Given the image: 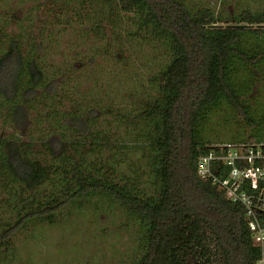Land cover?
Instances as JSON below:
<instances>
[{
    "label": "trees",
    "instance_id": "obj_1",
    "mask_svg": "<svg viewBox=\"0 0 264 264\" xmlns=\"http://www.w3.org/2000/svg\"><path fill=\"white\" fill-rule=\"evenodd\" d=\"M104 1L109 2L95 3ZM110 1H116L125 14L140 15L139 26L150 27L167 41L172 53L156 79L159 96L139 116L154 129L145 134L146 140L137 135L135 144L141 139L144 145L156 194L144 197L105 179L104 173L94 175L83 165L72 166L74 160L67 154L73 139L97 137L95 112L89 110L85 118L80 111L55 110L63 91L46 74L45 48L31 32H10L0 21V110L5 112V123L19 131L31 112L46 111V119H54L52 126L59 131L57 136L44 137L43 152L21 140H0V180L21 186L19 199L26 191L33 195L29 205L20 206L14 225L0 233V249L29 223L56 224L61 210L103 197L145 224V252L137 264H256L260 250L244 207L201 177L198 167L215 145L202 138V125L221 106L238 112L256 132L249 141L226 143L264 142V123L255 120L251 104L264 98V78L257 96L252 95V86L264 77V51L249 43L264 37V11L223 19L210 9L194 13L181 0ZM224 23L226 27L219 25ZM240 74L248 78L243 86L236 80ZM46 186L52 188L48 193L43 191Z\"/></svg>",
    "mask_w": 264,
    "mask_h": 264
},
{
    "label": "rangeland",
    "instance_id": "obj_2",
    "mask_svg": "<svg viewBox=\"0 0 264 264\" xmlns=\"http://www.w3.org/2000/svg\"><path fill=\"white\" fill-rule=\"evenodd\" d=\"M95 1L0 0V21L10 32H31L45 48L46 74L63 91L55 110L61 114L80 111L85 118L89 110L95 112L97 137L71 140L67 155L74 160L72 166L83 165L84 171L94 175L104 173L105 179L151 197L157 187L147 171L148 157L141 139L135 145L136 136L146 140L145 134L154 129L139 116L159 96L156 79L171 61V49L150 27L139 26L137 13L125 14L116 1L100 5ZM181 1L194 13L210 9L223 19L264 11V0ZM249 43L264 51V37ZM263 78L252 86V95L259 93ZM245 79L240 74L236 80L243 86ZM255 100L251 101L252 113L258 123H264V106ZM256 101L264 102V98ZM4 115L0 110V140L31 143L36 152H43L44 137L59 133L52 126L54 119H46V111L42 115L31 112L27 125L19 131L5 123ZM252 135L256 132L245 118L226 105L210 113L201 128L208 145L249 141ZM47 187L43 189L46 193L52 190ZM21 190L17 184L0 180V233L14 225L23 203H31L29 191L19 199ZM146 237L143 221L112 199L94 197L82 200L79 207L61 210L56 224L29 223L7 248L0 249V264H137L145 252Z\"/></svg>",
    "mask_w": 264,
    "mask_h": 264
},
{
    "label": "built area",
    "instance_id": "obj_3",
    "mask_svg": "<svg viewBox=\"0 0 264 264\" xmlns=\"http://www.w3.org/2000/svg\"><path fill=\"white\" fill-rule=\"evenodd\" d=\"M199 175L225 191L245 209L253 242L264 264V142L215 144L202 157Z\"/></svg>",
    "mask_w": 264,
    "mask_h": 264
}]
</instances>
